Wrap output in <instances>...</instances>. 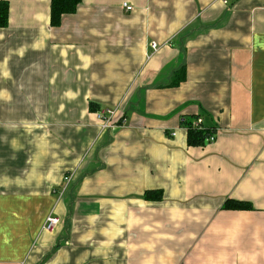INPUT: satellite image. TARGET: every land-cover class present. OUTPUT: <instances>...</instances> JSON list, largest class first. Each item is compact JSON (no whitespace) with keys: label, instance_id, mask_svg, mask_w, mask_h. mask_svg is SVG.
<instances>
[{"label":"crops","instance_id":"1","mask_svg":"<svg viewBox=\"0 0 264 264\" xmlns=\"http://www.w3.org/2000/svg\"><path fill=\"white\" fill-rule=\"evenodd\" d=\"M0 1V264H264V0Z\"/></svg>","mask_w":264,"mask_h":264},{"label":"trees","instance_id":"2","mask_svg":"<svg viewBox=\"0 0 264 264\" xmlns=\"http://www.w3.org/2000/svg\"><path fill=\"white\" fill-rule=\"evenodd\" d=\"M81 2L82 0H50L49 23L51 27H58L61 24L62 16L73 14ZM8 10V3L6 1H0V28L7 27ZM179 74L181 76L176 78L172 83L173 85H178L184 79V72L181 71ZM191 124V121L184 124L187 133V144L201 146L207 143V137L211 135V132L208 129L197 131L192 129ZM144 197L148 201H155L161 199V193L158 191H146ZM222 209L244 211L251 210L252 208L245 202L227 200L222 206Z\"/></svg>","mask_w":264,"mask_h":264},{"label":"built area","instance_id":"3","mask_svg":"<svg viewBox=\"0 0 264 264\" xmlns=\"http://www.w3.org/2000/svg\"><path fill=\"white\" fill-rule=\"evenodd\" d=\"M123 8L126 12H129L132 10V7L128 6L126 3L123 4ZM150 47L153 51H156L158 48L155 42H151ZM112 115H113V112L110 111L109 109L99 111L96 114L97 119L101 122L100 123L101 130H105V129H109L113 127L114 124L112 123ZM191 127L192 129H195L197 131L205 130L201 119H196L194 122H192ZM172 136H175V133H172ZM214 140H215V137L211 132V135L207 137L206 141L207 143L211 144L214 142ZM70 180H71L70 176L64 178V182H66V184H68ZM58 223H59V218L54 217V216H48L43 228L47 231H51Z\"/></svg>","mask_w":264,"mask_h":264},{"label":"rangeland","instance_id":"4","mask_svg":"<svg viewBox=\"0 0 264 264\" xmlns=\"http://www.w3.org/2000/svg\"><path fill=\"white\" fill-rule=\"evenodd\" d=\"M68 186V184H66V182L63 184V188L65 189Z\"/></svg>","mask_w":264,"mask_h":264}]
</instances>
